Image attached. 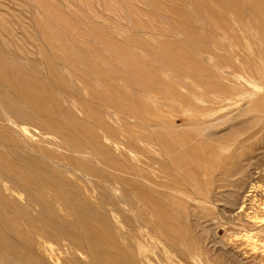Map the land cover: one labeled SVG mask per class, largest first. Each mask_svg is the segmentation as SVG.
Masks as SVG:
<instances>
[{
    "label": "rangeland",
    "instance_id": "1",
    "mask_svg": "<svg viewBox=\"0 0 264 264\" xmlns=\"http://www.w3.org/2000/svg\"><path fill=\"white\" fill-rule=\"evenodd\" d=\"M0 13V47L100 141L58 113L0 109V264H264V0H0ZM173 133L185 138L160 141Z\"/></svg>",
    "mask_w": 264,
    "mask_h": 264
},
{
    "label": "bare ground",
    "instance_id": "2",
    "mask_svg": "<svg viewBox=\"0 0 264 264\" xmlns=\"http://www.w3.org/2000/svg\"><path fill=\"white\" fill-rule=\"evenodd\" d=\"M2 4V3H1ZM2 15V13H0ZM6 14V12H5ZM3 14V15H5ZM2 15V16H3ZM6 16H3L2 18H4ZM12 18V15H11ZM3 19H0V32L4 31V33H6L7 31V23L6 21H2ZM14 20V18H13ZM9 21V19H8ZM16 21V20H15ZM10 22V21H9ZM13 22V21H12ZM17 22V21H16ZM263 23V22H261ZM14 25V24H12ZM16 25V24H15ZM263 25V24H262ZM10 27V26H9ZM14 27V26H13ZM11 29V28H10ZM12 30V29H11ZM10 32V31H9ZM14 32V31H13ZM11 33V32H10ZM7 34V33H6ZM12 34V33H11ZM1 35V34H0ZM8 36V35H7ZM2 38V37H1ZM0 38V40H1ZM11 38V37H10ZM3 39V38H2ZM11 40V39H10ZM5 42V39L3 40ZM12 41V40H11ZM1 42V41H0ZM14 42V41H12ZM7 43V41L5 42ZM1 44V43H0ZM8 44V43H7ZM15 46V45H14ZM4 47V46H3ZM17 48V47H16ZM4 48L0 47V109H3L8 116L11 115H16L18 118L20 115H24V112L26 111H33L36 110V112H46V113H58L60 115H62V120H60V124L63 126L65 124V118H66V124L63 127H67L68 126H77L76 124H79V130H74L72 131L73 133V138L77 139H82L83 143H87L86 141H91L93 140V147L94 146H99L100 145V141H99V133L94 132L93 130H91L88 126H85L84 123L85 122H81V121H77V119L73 118L76 117L74 115H72L71 117L68 115L67 111H64V109H62L57 103V105H55L54 102H56V96L54 95V91L52 90H45L44 88H41L37 85L36 81L38 78H40L39 73L36 71V69L33 68V66L29 65V67H24L20 64L17 63V60L13 57L15 56L14 54H11L10 51H5ZM166 51V49H164ZM16 51V50H15ZM18 51V50H17ZM27 53V52H26ZM167 54V53H166ZM170 58L179 61L180 63L184 64V65H188V61L183 59V56L181 55L180 52H170V54H167ZM28 56V55H27ZM192 62V61H191ZM190 65V64H189ZM187 67V66H185ZM191 67V66H190ZM188 68V67H187ZM196 68V67H195ZM196 71V70H195ZM152 73L146 72V71H141L140 72V76L143 77L144 81L149 82L150 81V76H153ZM40 80V79H39ZM162 81V80H161ZM45 82H49V80L45 81ZM166 86V83H163ZM174 86V85H173ZM172 88V87H170ZM176 88V87H174ZM170 89H166V91L168 92ZM175 90V89H173ZM59 91V90H58ZM57 92V91H56ZM173 92V91H172ZM62 93V92H61ZM170 93V92H168ZM43 95H47V97L49 98L48 100H50V102H52V104H47V100L44 99ZM174 95V94H173ZM177 96V95H175ZM174 97V96H173ZM175 98V97H174ZM128 99V98H127ZM178 99H180L178 97ZM5 100V101H4ZM182 100V99H181ZM188 101V100H187ZM138 100L137 99H132L130 100L129 104H127L128 106H130V112L134 108L133 106L135 104H137ZM183 102V101H182ZM186 102V101H184ZM183 102V104H184ZM188 103V102H187ZM191 104V103H190ZM142 105V103H141ZM193 105V104H192ZM139 106V105H138ZM190 106V105H188ZM127 107V106H126ZM136 107V106H135ZM143 107V106H140ZM187 107V105H186ZM133 108V109H131ZM149 108V107H148ZM147 108V109H148ZM146 109V110H147ZM189 109V108H188ZM192 109V108H191ZM2 110V111H3ZM52 110V111H51ZM138 110V109H137ZM146 110H143L146 112ZM69 111V109H68ZM82 115H87V116H92V117H97L99 118L100 121L101 120V112L98 111V109L96 108H92L86 104H84V106H82L81 110ZM135 111V110H134ZM132 111V112H134ZM189 111V110H188ZM191 111V110H190ZM21 112V114H20ZM80 112V113H81ZM20 114V115H19ZM26 114V113H25ZM148 114V113H147ZM6 115V117H7ZM26 116V115H25ZM24 117V116H23ZM25 118V117H24ZM29 118V117H28ZM140 118V117H139ZM143 119V118H142ZM80 120V119H79ZM19 121L22 122L21 119H19ZM146 123V122H145ZM113 125V124H112ZM134 125V124H133ZM189 125V124H188ZM196 125V124H195ZM104 127V128H103ZM103 127H101L100 130L105 131V133L107 134V136L109 138H113L115 136H113V133L116 132L114 131V129L112 127H110V125L108 126V124H104ZM162 127V126H161ZM160 127V128H161ZM70 128V127H69ZM116 129V128H115ZM113 131V133L111 132ZM119 131V130H118ZM117 131V133H118ZM161 133V132H160ZM127 136V135H126ZM143 136V135H142ZM145 136V135H144ZM170 136V135H169ZM168 135H164L162 134V137L160 139V141L162 142H166L172 140L173 142L176 141L178 143L182 142L183 138H185L183 135H171V137H169ZM118 137V136H116ZM157 139V138H156ZM189 139V138H188ZM68 140V139H67ZM146 141L145 138H143V141ZM167 140V141H166ZM128 141V140H127ZM126 142V141H125ZM168 143V142H167ZM172 143V142H171ZM177 143V144H178ZM176 144V145H177ZM213 145V144H212ZM100 147V146H99ZM179 147V146H178ZM109 148V147H108ZM106 148V149H108ZM165 148V147H164ZM204 148V147H203ZM216 148V147H215ZM211 146L207 147V150L209 151V154L212 153V161L216 160L217 158V150ZM95 149V148H93ZM169 150V152H173L171 151L172 149L169 147L167 148ZM109 150V149H108ZM174 150V149H173ZM190 150V149H189ZM98 151V150H95ZM183 152V151H182ZM161 153V152H160ZM168 153V151H167ZM192 156L196 157V152L191 151L190 152ZM199 153V152H198ZM202 154V153H201ZM162 155V154H160ZM217 155V156H215ZM203 156V155H202ZM201 156V157H202ZM155 157V156H154ZM200 157V156H199ZM204 158V157H203ZM209 159H210V155H209ZM205 160V159H204ZM232 160V159H231ZM181 156L180 155H174L172 156V163H176V171L180 172L182 169V162H181ZM206 161V160H205ZM211 161V162H212ZM185 163V162H184ZM149 166V165H148ZM188 167V166H187ZM147 168V167H146ZM192 170V169H191ZM153 171V170H152ZM159 171V170H158ZM161 171V170H160ZM168 173L171 175H164L165 177L169 176V180H171V184H167L164 183V187L168 189L174 188L175 184H177V175L179 173L173 174V172L168 171ZM193 175L194 171L190 172V169L188 170L187 174L188 175ZM161 174V173H160ZM167 174V173H166ZM159 175V173H158ZM156 175V176H158ZM190 175V176H191ZM176 176V177H175ZM187 176V175H186ZM154 178V176H153ZM192 178V177H191ZM197 180V179H196ZM161 183V182H160ZM160 187V186H159Z\"/></svg>",
    "mask_w": 264,
    "mask_h": 264
}]
</instances>
